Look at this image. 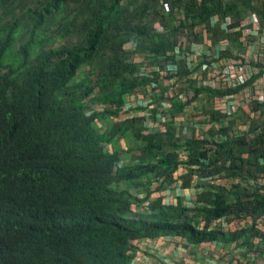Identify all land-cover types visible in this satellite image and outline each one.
Listing matches in <instances>:
<instances>
[{
	"label": "trees",
	"instance_id": "1",
	"mask_svg": "<svg viewBox=\"0 0 264 264\" xmlns=\"http://www.w3.org/2000/svg\"><path fill=\"white\" fill-rule=\"evenodd\" d=\"M123 1L0 0V20L6 19L0 26V264H135L134 242L159 237L191 245L220 242L229 253L244 247L241 257L254 253L264 259V244L253 241L264 243L256 228L264 221V184L258 182L264 178V130L231 131L227 117L211 107L204 113L211 126L202 138L176 136L171 125L200 95L211 102L240 90L197 87V69L173 55L177 32L187 31V39L199 43L202 26L213 44L222 39L240 49V33L212 32L210 20L233 16L234 27L253 11L264 21V0H149L132 11ZM160 3L154 13L161 33L154 21H145L148 9ZM174 8L184 13L179 28L172 24ZM62 14L68 17L64 24ZM53 24L58 41L75 40L44 51ZM24 29L31 32L28 41ZM125 43L133 44L131 55L149 61L148 73L125 61ZM219 55L232 57L229 50ZM93 64V78L73 84ZM172 79H185L187 87L180 89L193 94L185 101L180 93L169 99L164 132H144L142 117L117 120L136 89L150 88V101L159 107ZM95 89L98 95L90 97ZM151 111L153 117L160 113ZM238 113L246 114L241 110L228 120ZM192 186L202 190L195 201L200 206L180 197L174 203L163 195L149 200L153 193ZM232 218L251 223L223 228Z\"/></svg>",
	"mask_w": 264,
	"mask_h": 264
},
{
	"label": "crops",
	"instance_id": "2",
	"mask_svg": "<svg viewBox=\"0 0 264 264\" xmlns=\"http://www.w3.org/2000/svg\"><path fill=\"white\" fill-rule=\"evenodd\" d=\"M195 32L198 33V30L195 29ZM188 41L185 42L184 45H182L184 48H186L187 51H190L191 53L200 52V56H208L209 55V49L205 46L203 49L202 42L199 43L195 40L187 39ZM203 41V39H202ZM210 42V40L208 41ZM211 43V42H210ZM187 45L189 47H187ZM186 46V47H185ZM202 48V49H201ZM207 58V57H206ZM162 78V77H161ZM188 78V77H187ZM178 80L177 82H175ZM185 79L179 80V79H172L169 80L170 86L168 87V93L171 95H174L178 93V90H181V87H184L186 83H183ZM179 83H181L179 85ZM178 89V90H177ZM147 92H150V88L146 90ZM201 96V95H200ZM142 96H140L138 93H135V95H132L128 97V102L134 99H139ZM199 99V98H198ZM147 100V102L141 101L139 102H132L125 104V107L122 109V113L120 115H125V118H129L131 116L133 117H142L143 118V128L144 132L148 131H161L164 132L166 129V124L169 125L170 118L167 120L165 124H162L161 121V114L162 112L159 110V107L157 104L152 103V101ZM201 100H196L191 102L188 106L184 108L183 114L178 115L175 117L172 121V129L176 136H185L186 138H202V136L205 134L206 131L209 130V127L211 126L209 123H205L206 121V115L201 114L197 111L198 105H200ZM160 105V102L158 103ZM137 106H143L142 110L136 109ZM144 106H146L144 108ZM152 107V108H151ZM158 107V108H157ZM157 109L158 112L153 117V112L151 110ZM259 110H263L260 108ZM244 112L250 113L251 110L248 108L243 109ZM119 115V116H120ZM251 113L249 115V118L253 120L251 117ZM261 117L260 115H258ZM124 118V119H125ZM239 121V120H238ZM228 122V125L231 128V131L242 133L246 132L243 128L244 125L238 123L235 120H228L226 119L225 123ZM244 122V121H243ZM246 122V120H245ZM216 127V125H215ZM258 130V128H257ZM248 131V130H247ZM260 131L259 133H261ZM257 133V134H259ZM253 137V136H250ZM124 149V146L122 147ZM183 173V169L180 168L177 172L178 175H181ZM260 179H258L259 181ZM264 180V178H263ZM198 179L194 176L192 178V185L196 184ZM237 180H234L233 183H236ZM217 184H225L227 187H230V182H227L226 180H219L216 182ZM201 189H195L193 186L188 189H182V188H175L170 189L167 192L163 193H153L150 195L149 200L157 199L160 195H163L165 197L166 202L168 203H174L176 197H180L184 200V202L192 207L200 206L199 204H196V197L198 194L201 193ZM223 228L229 229L230 231H235L237 229H241L242 227H245L246 224H250L251 220L250 218H247L246 220H235L232 218L231 221L228 222V224L223 221ZM258 226L256 228L260 229L262 228L261 221L259 220ZM263 232V229L261 230ZM256 246L263 247V242L259 240L258 238L253 239ZM134 244H137L139 253H137L136 257V263L135 264H252L254 261L257 264H261L264 259L258 258L255 256V254H249L248 257L243 258L240 255L241 250H245L244 247H238V249L233 250L234 243L230 245V249L233 251H228V247L226 245H223V243L220 242H202L199 244L191 245L187 244L186 241L179 237L174 238H168V237H160L154 240H142L140 242H134Z\"/></svg>",
	"mask_w": 264,
	"mask_h": 264
},
{
	"label": "built area",
	"instance_id": "3",
	"mask_svg": "<svg viewBox=\"0 0 264 264\" xmlns=\"http://www.w3.org/2000/svg\"><path fill=\"white\" fill-rule=\"evenodd\" d=\"M211 20V26H214L219 18L215 16ZM223 20L225 25L220 26V29L225 34L240 33L238 38L240 49L231 47L230 42L222 40L220 48L214 50L213 54L209 52V55L205 56L206 59L202 57V61L198 58L200 52L198 55L189 53L180 46L175 47L173 55L176 59L185 57L189 66L197 69L192 76L197 87L222 91L240 88L236 93L215 97L211 102L209 101L214 111L225 115L228 119L243 109L264 105V21L253 11L238 19L234 27L232 26L236 21L232 17L228 16ZM225 50H229L232 57H220V52ZM172 73L176 74L175 69ZM163 97L159 108L168 112L171 109L169 99L173 95L166 92ZM160 116L159 121L164 123L165 114L162 113Z\"/></svg>",
	"mask_w": 264,
	"mask_h": 264
},
{
	"label": "rangeland",
	"instance_id": "4",
	"mask_svg": "<svg viewBox=\"0 0 264 264\" xmlns=\"http://www.w3.org/2000/svg\"><path fill=\"white\" fill-rule=\"evenodd\" d=\"M148 1L149 0H125V1H123L122 5H123L124 8L127 9V11H128V9L130 11H132L134 7H139L144 2H148ZM160 6H161V3L160 4H157V6H156L155 9H151V8L148 9V12L146 14L147 17H146V20H145L148 23L154 21V23H153V29L156 32H159V33L163 32L164 27L161 24L159 17L157 15H155L154 11L157 10V8L160 7ZM68 8L70 9L71 6L69 5ZM137 9H139V8H137ZM158 9L160 10V8H158ZM134 10H136V9H134ZM3 12H4V10H2V13ZM173 12L175 14H174V20H173L172 24L175 27L179 28L180 27V25H179L180 21H182L184 19V13H182L180 10H177L176 8H174ZM162 14L163 15H166L167 13L164 10V12ZM66 15L67 14H65V15L62 14L63 17H61V19H62L61 24L66 23V21L68 20V17H65ZM215 16H217L219 18V21H218V23L214 24V26H211V30H212V32L213 31H221L222 32V30L220 29V26H223L224 27V25H225L224 24V20L219 15H215ZM215 16H213L212 19H214ZM232 18L235 19L233 16H232ZM5 21H6V19L0 20V26L3 25L5 23ZM30 23H31V21H30ZM166 23H168V21ZM211 23H212V20H211ZM217 24H219V27L218 28L216 27ZM56 27H57L56 24H53L51 26V28L46 33H45V31H43L46 34V37L47 38H50V40H51V42H49L50 40L49 41L48 40L45 41V44L42 47V49L44 51H48L49 48L54 47L56 45H61L63 42H66L67 43L68 40L71 41V42H74L75 39H68V36L67 37L64 36V38H63L62 41H58L57 38H56V31H57L56 30ZM199 27L201 28L200 29V33H202V39H203L202 44H204L202 46L203 49L206 46L209 49L210 54H213V51L214 50L217 51L220 48V46L222 45L223 42L221 40H219V42L213 44L211 42V40L208 39V37H207L208 33L206 32V30L202 26H199ZM30 33H31L30 30L24 29V30H22L21 36H23L24 39L26 41H28L30 39ZM178 33H181V31L179 30L177 32V37L176 38L178 39V41H180L184 45L185 42L188 41L187 40V37H186V35H188V33H187V31H184L183 35H179ZM189 38H191V37H189ZM209 40H210L211 43L208 42ZM187 47H189V46L187 45ZM123 48L125 49L126 53H128V54H125V58H126L125 61L126 62L131 61V62L137 64L141 69H143V73H148V71H150L151 66H150L149 61L147 59H145L141 55H137V54L136 55H131L129 53L133 49V44H127V43H125L123 45ZM37 50H38V46H35L33 52L35 53ZM214 53H217V52H214ZM198 58L202 61V56H198ZM92 67H94V64L91 65L90 67L89 66H84L78 72L77 76L75 77V79L73 81V84H75V83L86 84L87 83V79H92L93 76L89 74V70ZM186 68H187V66H186ZM180 84L181 83H179V85ZM184 87H187V86L184 85ZM178 91H179L178 94L180 93L182 95V98L184 100H186L187 98H190L192 96V94H193V91L192 90L186 91L184 88L181 89V90H178ZM135 92L138 93L142 97L139 98V99H137V100L134 99V98H132V100L129 101V102H128V99L129 98L127 97L126 98V102L127 103H132V102H136V101L139 102V103L141 101L147 102V100H149L150 97H151L150 92H147V91H144V90H137L136 89ZM156 93H159V92H156ZM97 95H98V91L95 89L92 92V94H91L90 97H96ZM198 100H201V103H200V105H198V108H197V111L198 112H200L201 114H204L205 112H207L208 110H210V107H211L210 106V103L205 98V95L204 94H202L199 97ZM91 108H93L94 110H100L101 109V105H92ZM250 113L252 114L251 117H253L252 118L253 120H251V118H249ZM250 113H247V112H246V114L245 113H238L234 117L236 118V121L238 123H240L239 121H244V122H241V124L244 125V128L243 129L245 131H247L249 128L253 127V129H255L254 135H256L260 131L264 130V113H262L261 110L250 111ZM258 115H260L261 117H259ZM124 118H125V115H120L117 118V120L118 119L123 120ZM245 120H246V122H245ZM257 128H258V130H257ZM119 144H120L121 147L124 146V144H123V142L121 140H120ZM181 158H184V156L182 154H181ZM258 182H261V183L264 184L263 178L261 177ZM261 224H262L261 230L263 229V233H264V221Z\"/></svg>",
	"mask_w": 264,
	"mask_h": 264
},
{
	"label": "clouds",
	"instance_id": "5",
	"mask_svg": "<svg viewBox=\"0 0 264 264\" xmlns=\"http://www.w3.org/2000/svg\"><path fill=\"white\" fill-rule=\"evenodd\" d=\"M163 6H164V10L166 11V13H168L169 12V10H166V8H167V6L165 5V4H163ZM168 9V8H167ZM226 17H228V16H226ZM229 17H232V16H229ZM222 19H224L225 17H221ZM235 20V19H234ZM223 32V31H222ZM224 33V32H223ZM225 34V33H224ZM225 35H227V34H225ZM221 41H222V39H221ZM183 45V43H181V42H179L178 43V45L177 46H180V47H183L182 46ZM176 46V47H177ZM186 47V46H185ZM185 51H187L186 50V48H185ZM187 52H189V53H191L190 51H187ZM196 52H194L193 54H195ZM199 54V52L197 53V55ZM200 56V55H199ZM202 57H205L204 55H202ZM204 59H206V57L204 58ZM164 73V72H163ZM169 84L170 83H167L166 85H167V87H169ZM166 92H168V91H166ZM165 92V93H166ZM177 94V93H176ZM176 94H174V95H176ZM164 95V94H163ZM173 95V96H174ZM130 97V96H129ZM179 97H180V99L182 100V101H185L183 98H182V95H179ZM160 103H161V101H159ZM125 107V106H124ZM152 108V107H151ZM159 110H160V108H159ZM161 111V110H160ZM162 112H165V111H162ZM122 113V112H121ZM120 113V114H121ZM165 114V117H166V121L164 122V123H162V124H165L166 122H167V120H169V116H166L167 115V112L166 113H164ZM133 117V116H132ZM143 117V116H142ZM128 118V117H127ZM126 119V118H125ZM118 120H120V119H118ZM160 238V237H159ZM144 239H146V240H148V238H143V239H141L140 241H142V240H144ZM154 239H157V238H154ZM154 239H149V240H154Z\"/></svg>",
	"mask_w": 264,
	"mask_h": 264
}]
</instances>
